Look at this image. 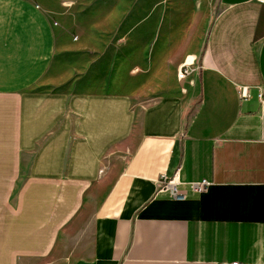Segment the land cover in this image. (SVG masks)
<instances>
[{"label":"crops","instance_id":"obj_1","mask_svg":"<svg viewBox=\"0 0 264 264\" xmlns=\"http://www.w3.org/2000/svg\"><path fill=\"white\" fill-rule=\"evenodd\" d=\"M130 1L0 0V264H264V0L174 62Z\"/></svg>","mask_w":264,"mask_h":264},{"label":"rangeland","instance_id":"obj_2","mask_svg":"<svg viewBox=\"0 0 264 264\" xmlns=\"http://www.w3.org/2000/svg\"><path fill=\"white\" fill-rule=\"evenodd\" d=\"M117 0H96L94 4H115ZM184 5L176 6L175 0H155V8L160 12L161 9H169L177 7L180 13L176 17H164L163 15L156 16L157 21V34L161 31L160 27H165V25L170 28L169 32V47L167 49V62H174L185 53H191L195 51H202L206 45L207 36L211 25L215 21L216 17L221 12L220 0H184ZM131 13L143 14V10H147L148 6L145 4L144 0H139L134 2L130 1ZM182 10V12H181ZM159 14V13H158ZM146 17L141 16V21ZM146 38L142 37L141 47L139 48L141 53H147L148 58L151 51V40L149 35L146 34ZM154 35V34H152ZM136 66L135 69H137ZM143 72V69H141ZM165 82H161L164 84ZM158 87L157 83L144 81L142 83V90L148 92L149 89ZM162 86V85H161ZM162 90H156L152 95L156 96Z\"/></svg>","mask_w":264,"mask_h":264},{"label":"built area","instance_id":"obj_3","mask_svg":"<svg viewBox=\"0 0 264 264\" xmlns=\"http://www.w3.org/2000/svg\"><path fill=\"white\" fill-rule=\"evenodd\" d=\"M195 63H187L185 62L179 69L178 72V80L180 82H185L188 77L194 72ZM244 97L247 95L244 94ZM160 188L162 191L168 192L172 198L175 200L183 201L185 199L184 192L180 191L178 186V177L175 174L173 177H168L166 174L161 176L159 181ZM208 184L206 182H202L200 184H193L191 187L195 192H202L206 189Z\"/></svg>","mask_w":264,"mask_h":264}]
</instances>
